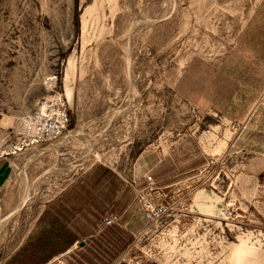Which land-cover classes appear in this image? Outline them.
<instances>
[{
	"label": "rangeland",
	"instance_id": "obj_1",
	"mask_svg": "<svg viewBox=\"0 0 264 264\" xmlns=\"http://www.w3.org/2000/svg\"><path fill=\"white\" fill-rule=\"evenodd\" d=\"M54 98L70 132L25 146L21 117ZM1 157L0 219L30 192L0 224V264L80 184L117 243L106 257L95 232L73 264H264V0H0ZM146 176L173 205L155 229Z\"/></svg>",
	"mask_w": 264,
	"mask_h": 264
},
{
	"label": "crops",
	"instance_id": "obj_2",
	"mask_svg": "<svg viewBox=\"0 0 264 264\" xmlns=\"http://www.w3.org/2000/svg\"><path fill=\"white\" fill-rule=\"evenodd\" d=\"M7 162L8 159L0 158V199L9 183ZM93 195L92 188L80 184L68 186L58 197L46 201L20 243L6 254L1 264H68L69 261L73 264L76 247L84 250L87 245L82 240L91 238L95 232L97 250L107 257L108 246L117 243L109 233L116 230L114 225H102L99 217H93ZM98 224L103 227L100 231Z\"/></svg>",
	"mask_w": 264,
	"mask_h": 264
},
{
	"label": "built area",
	"instance_id": "obj_3",
	"mask_svg": "<svg viewBox=\"0 0 264 264\" xmlns=\"http://www.w3.org/2000/svg\"><path fill=\"white\" fill-rule=\"evenodd\" d=\"M70 118L66 106L60 98L38 103L32 110L25 112L20 119L18 135L21 143L39 149H50L56 142L69 133ZM147 187L136 192L135 200L143 222L148 228H158L173 210L166 188H154L150 176H146ZM225 219H231L232 212L223 211ZM116 218H105V226L114 225Z\"/></svg>",
	"mask_w": 264,
	"mask_h": 264
},
{
	"label": "bare ground",
	"instance_id": "obj_4",
	"mask_svg": "<svg viewBox=\"0 0 264 264\" xmlns=\"http://www.w3.org/2000/svg\"><path fill=\"white\" fill-rule=\"evenodd\" d=\"M67 93V98L68 99H71V92H69V91H67L66 92ZM72 137V136H71ZM20 149V147L18 146V147H16L15 148V150H19ZM21 150V149H20ZM54 151V150H53ZM56 153V152H55ZM37 159V158H36ZM55 160V159H54ZM27 161L28 162H31L32 160H31V157H29L28 159H27ZM26 162V161H25ZM27 163V162H26ZM52 167H53V165H52ZM54 168V167H53ZM51 169V168H50ZM55 169V168H54ZM49 170V169H48ZM59 170V169H58ZM50 171H52V169L50 170ZM56 171H57V168H56ZM59 172V171H58ZM26 175V174H25ZM23 183V182H22ZM25 183V182H24ZM24 185V184H23ZM29 185H31V184H29ZM28 186V185H27ZM23 188H24V186H23ZM32 188H34V186L32 187ZM30 189H27V187H26V193H25V195L23 196V198H22V200H21V202H20V204L16 207V208H13V210H11L10 212H8L7 214H5L1 219H0V224L2 223V222H4L5 220H8L9 218H12L15 214H18L20 211H21V209H22V207H24L26 204H28V202H29V197L26 195L27 193H28V191H29ZM34 190V189H33ZM24 192V191H23ZM30 192V191H29Z\"/></svg>",
	"mask_w": 264,
	"mask_h": 264
},
{
	"label": "water",
	"instance_id": "obj_5",
	"mask_svg": "<svg viewBox=\"0 0 264 264\" xmlns=\"http://www.w3.org/2000/svg\"><path fill=\"white\" fill-rule=\"evenodd\" d=\"M79 246L81 247L82 246V243H80Z\"/></svg>",
	"mask_w": 264,
	"mask_h": 264
},
{
	"label": "trees",
	"instance_id": "obj_6",
	"mask_svg": "<svg viewBox=\"0 0 264 264\" xmlns=\"http://www.w3.org/2000/svg\"><path fill=\"white\" fill-rule=\"evenodd\" d=\"M66 251V250H65ZM63 252H64V250H63Z\"/></svg>",
	"mask_w": 264,
	"mask_h": 264
}]
</instances>
